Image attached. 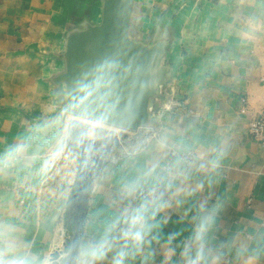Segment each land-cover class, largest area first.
<instances>
[{
  "label": "crops",
  "instance_id": "crops-1",
  "mask_svg": "<svg viewBox=\"0 0 264 264\" xmlns=\"http://www.w3.org/2000/svg\"><path fill=\"white\" fill-rule=\"evenodd\" d=\"M84 10L100 16L101 0H0V257L51 264L54 251L70 252L68 205L79 150L90 145L89 166L107 153L90 178L71 264L113 219L154 202L166 206L152 221L149 264H183L184 243L207 213L212 264H264V143L247 132L264 110V0H134L131 34L165 30L173 67L150 124L158 135L135 155L103 138L91 124L99 122L71 114L43 135L37 115L59 107L49 76L62 69L63 33ZM169 148L195 159L171 160ZM142 188L155 194L141 196Z\"/></svg>",
  "mask_w": 264,
  "mask_h": 264
},
{
  "label": "water",
  "instance_id": "water-1",
  "mask_svg": "<svg viewBox=\"0 0 264 264\" xmlns=\"http://www.w3.org/2000/svg\"><path fill=\"white\" fill-rule=\"evenodd\" d=\"M133 3L134 0H101L97 20L89 10L72 14L63 33V50L57 57L62 69L49 76L60 94L59 107L51 115H37L43 135L52 128L59 129L64 114L128 131L151 124L153 113L160 107L161 90L173 76V67L166 60L171 37L165 30L147 39L133 36ZM101 152L100 156L107 153ZM76 182L79 187L71 203L79 208L83 197L81 170ZM74 224L70 252L63 264H71L75 256L83 213ZM60 255L54 251L50 263L58 264Z\"/></svg>",
  "mask_w": 264,
  "mask_h": 264
},
{
  "label": "clouds",
  "instance_id": "clouds-1",
  "mask_svg": "<svg viewBox=\"0 0 264 264\" xmlns=\"http://www.w3.org/2000/svg\"><path fill=\"white\" fill-rule=\"evenodd\" d=\"M166 205L154 202L150 209L141 205L123 219L117 217L108 223L103 238L95 243L80 246L78 264H97L111 253V264H133L140 258L141 264H149L153 253L149 250L153 229L152 221L158 211ZM214 223V214L207 213L198 217L193 233L184 243L181 257L183 264H212L208 248L209 233ZM171 239V238H170ZM174 251V250H173ZM0 264H28L26 259L5 260Z\"/></svg>",
  "mask_w": 264,
  "mask_h": 264
},
{
  "label": "built area",
  "instance_id": "built-area-1",
  "mask_svg": "<svg viewBox=\"0 0 264 264\" xmlns=\"http://www.w3.org/2000/svg\"><path fill=\"white\" fill-rule=\"evenodd\" d=\"M240 108L242 111L244 110L243 106H240ZM124 131L126 132L127 130ZM127 132V137L123 140H120L119 144L123 148L122 152L129 155H135L137 152L143 149V147H145L149 139L158 135L157 129L150 124L142 126L136 131ZM247 132L251 139L260 143H264V110L261 114L252 118L248 122ZM168 155L171 160L180 159L186 165H189L195 159V152L193 150L182 152L175 148H169ZM139 193L141 196L153 195L155 194V190L142 188Z\"/></svg>",
  "mask_w": 264,
  "mask_h": 264
},
{
  "label": "trees",
  "instance_id": "trees-1",
  "mask_svg": "<svg viewBox=\"0 0 264 264\" xmlns=\"http://www.w3.org/2000/svg\"><path fill=\"white\" fill-rule=\"evenodd\" d=\"M79 126H77L78 128ZM91 146L87 145L86 147L82 148L79 150V164H78V171L81 170L82 175H83V185H82V190H83V197L80 199V207L78 208L77 204H72L71 200L69 202L68 205V214L72 216L73 221L79 217L82 213H84V209H85V203H86V197L88 194V189H89V182H90V178L92 176V172L94 169H96L97 167H99L102 164L103 161V156H100V154L102 153L99 150V156L95 158L93 161L96 165L93 164V166H89L86 162V155L89 153V151L91 150ZM93 167V169H92ZM79 185L77 184V188L78 189Z\"/></svg>",
  "mask_w": 264,
  "mask_h": 264
},
{
  "label": "rangeland",
  "instance_id": "rangeland-1",
  "mask_svg": "<svg viewBox=\"0 0 264 264\" xmlns=\"http://www.w3.org/2000/svg\"><path fill=\"white\" fill-rule=\"evenodd\" d=\"M97 15L98 14H96V11L93 10V18H94V20L99 18V15L98 16ZM91 124H99L98 126H102V128H103L102 129V133H103V136H105L103 138L112 141V143L114 141L119 142L120 140L125 139L127 137L126 135L128 134V132L127 131L125 132L124 129H121V128H118V127H115V126H111V125H107V124L101 125L102 123H91ZM115 133L116 134L119 133L120 135L118 134V136L115 137ZM123 134H125V135H123ZM71 238H72V236L70 234L69 241H71ZM60 253L62 254V256H61V260L58 261V264H63L64 260L66 259L67 255H68V252H66V251L64 252L63 250H61Z\"/></svg>",
  "mask_w": 264,
  "mask_h": 264
}]
</instances>
